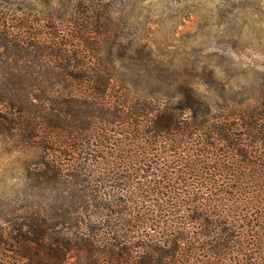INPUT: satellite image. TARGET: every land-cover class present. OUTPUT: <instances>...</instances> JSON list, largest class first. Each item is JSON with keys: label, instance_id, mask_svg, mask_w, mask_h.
I'll return each mask as SVG.
<instances>
[{"label": "trees", "instance_id": "16d2710c", "mask_svg": "<svg viewBox=\"0 0 264 264\" xmlns=\"http://www.w3.org/2000/svg\"><path fill=\"white\" fill-rule=\"evenodd\" d=\"M64 16L0 6V137L30 152L0 264H264V95L141 87L98 13Z\"/></svg>", "mask_w": 264, "mask_h": 264}, {"label": "rangeland", "instance_id": "374dc122", "mask_svg": "<svg viewBox=\"0 0 264 264\" xmlns=\"http://www.w3.org/2000/svg\"><path fill=\"white\" fill-rule=\"evenodd\" d=\"M19 5L41 20L53 13L66 20L73 12L86 21L98 13L112 27L105 36L115 42L109 48L117 65L141 71L133 78L141 87L161 82L177 87L195 78L225 85L243 98L264 95V0H0L12 12ZM147 49L152 51L148 65L154 67H146L152 71L148 79ZM29 157L17 141L0 137V197L26 180Z\"/></svg>", "mask_w": 264, "mask_h": 264}]
</instances>
